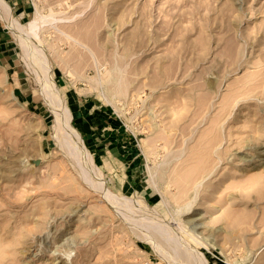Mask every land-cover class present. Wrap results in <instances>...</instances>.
<instances>
[{"label":"rangeland","instance_id":"obj_1","mask_svg":"<svg viewBox=\"0 0 264 264\" xmlns=\"http://www.w3.org/2000/svg\"><path fill=\"white\" fill-rule=\"evenodd\" d=\"M4 1L0 264H264V0Z\"/></svg>","mask_w":264,"mask_h":264},{"label":"bare ground","instance_id":"obj_2","mask_svg":"<svg viewBox=\"0 0 264 264\" xmlns=\"http://www.w3.org/2000/svg\"><path fill=\"white\" fill-rule=\"evenodd\" d=\"M0 4H2V6H8V4L4 1V0H0ZM39 26L37 25V23H36V21L34 22V23H32L31 24V27H30V30H31V32H33L34 34H38L37 33V28H38ZM66 111H68V110H66ZM65 111V112H66ZM64 112V113H65ZM67 114H69L68 112H66ZM63 114L64 115V117H65V115H67V114ZM57 115V114H56ZM58 115H60L59 113H58ZM68 117H69V119H70V116L69 115H67ZM66 116V117H67ZM65 117V120L66 119H68V118H66ZM60 119H61V116L59 117ZM64 120V119H63ZM64 122H67L68 123V120L67 121H64ZM62 124V123H61ZM64 124V123H63ZM69 124V123H68ZM67 124V125H68ZM56 125V124H55ZM70 126V125H69ZM69 126H66V124H65V127L67 128V127H69ZM62 128V130L64 129L63 127H61ZM69 128H71V129H69ZM69 128H67V129H69V130H67L66 131V137H68L67 139H68V142H69V144L72 146V147H75V148H73V149H75L78 153H82V155H83V159H84V154H86L85 153V151L83 150V146H84V142H83V140H82V138H81V135H80V133H78V131L77 130H75L73 127H69ZM60 130V129H59ZM65 132V131H64ZM63 133V132H62ZM65 134V133H64ZM63 136V135H62ZM66 149V148H65ZM80 153V154H81ZM73 155V154H72ZM88 157V156H87ZM87 157H86V159H87ZM90 161V160H89ZM89 163V162H88ZM84 164V163H83ZM89 165V164H88ZM86 167V166H85ZM91 167V166H90ZM93 167V166H92ZM87 169V168H86ZM95 172V171H94ZM91 176V175H90ZM100 178V177H99ZM101 181V180H100ZM103 183V182H102ZM100 185V184H99ZM104 187V186H103ZM100 188V187H99ZM103 192V191H102ZM107 194H108V191H107ZM111 195V194H110ZM58 247V246H57ZM65 250V249H64ZM61 251V250H60ZM77 251V250H76ZM69 252V251H68ZM37 254V253H36ZM52 257V256H51ZM33 259V258H32ZM73 259V258H72ZM75 261V260H74ZM73 261V262H74ZM51 264H53V263H51Z\"/></svg>","mask_w":264,"mask_h":264}]
</instances>
